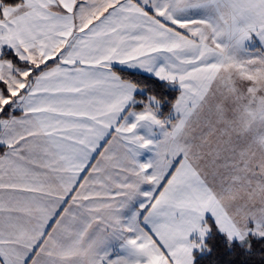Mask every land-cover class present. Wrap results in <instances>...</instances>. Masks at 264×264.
I'll list each match as a JSON object with an SVG mask.
<instances>
[{
    "label": "snow or ice",
    "instance_id": "1",
    "mask_svg": "<svg viewBox=\"0 0 264 264\" xmlns=\"http://www.w3.org/2000/svg\"><path fill=\"white\" fill-rule=\"evenodd\" d=\"M0 264H264V0H0Z\"/></svg>",
    "mask_w": 264,
    "mask_h": 264
}]
</instances>
